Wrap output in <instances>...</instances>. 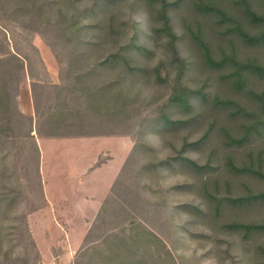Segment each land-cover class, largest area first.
Segmentation results:
<instances>
[{
  "label": "rangeland",
  "instance_id": "1",
  "mask_svg": "<svg viewBox=\"0 0 264 264\" xmlns=\"http://www.w3.org/2000/svg\"><path fill=\"white\" fill-rule=\"evenodd\" d=\"M235 1L0 0V264H264V229L230 227H264V76H230L232 60L264 66V41L222 22L260 32ZM49 136L120 138L95 215L47 202Z\"/></svg>",
  "mask_w": 264,
  "mask_h": 264
},
{
  "label": "crops",
  "instance_id": "2",
  "mask_svg": "<svg viewBox=\"0 0 264 264\" xmlns=\"http://www.w3.org/2000/svg\"><path fill=\"white\" fill-rule=\"evenodd\" d=\"M35 48L45 67L47 51ZM26 79L27 84L18 91L17 101L22 108L26 107L21 114L34 119V112L30 111V105L34 110L31 81ZM39 148L47 202L57 206L65 203L73 206L72 210L82 206L81 211L85 206L88 211L92 210V215L99 211L128 154L126 149L122 150L120 138L115 136H49L41 139ZM58 226L64 227L62 223Z\"/></svg>",
  "mask_w": 264,
  "mask_h": 264
},
{
  "label": "trees",
  "instance_id": "3",
  "mask_svg": "<svg viewBox=\"0 0 264 264\" xmlns=\"http://www.w3.org/2000/svg\"><path fill=\"white\" fill-rule=\"evenodd\" d=\"M236 5L239 8V11H241V13L243 14L244 18L250 22L251 24H255L258 25L260 28V32L255 34V35H249L248 33H246L242 27H241V23L239 22V20H233L232 17L228 16L226 13H224L223 11H219L217 12V15H219V17H221L222 22H227L230 21L231 23H233L234 25L231 26V29L233 32L236 33V35L243 40V42L249 44V45H255L258 44L259 42L264 41V15H258L257 13H255L251 7L250 4L247 0H237L235 1ZM214 5L211 2H207L204 9H201L200 11H204V13H212L214 11ZM10 53V52H9ZM13 58V60H15V62L17 63V71L21 73V70L24 71V59H22L20 56L17 55H13L11 56ZM204 57L205 60L207 61V63L210 66H214V67H220L222 65H224L225 63H227V58L223 57L222 59H220L219 61H214L210 54L205 52L204 53ZM234 58V57H232ZM42 66L43 63L40 60ZM232 67H233V72L230 74V76H234L235 78H239L241 77L243 72H250L253 74H257L259 76H264V66H255V65H251L249 63H239L237 61L232 60V62H230ZM237 80L234 81V83ZM52 87H57L56 85H51ZM32 100H33V104H34V109L36 111L37 114V106L35 104L36 102V97L34 94V90L32 89ZM52 115H57V110L54 107L52 109ZM19 114L21 115V117H24L20 112ZM27 119V118H26ZM29 134H31L33 132V129H29ZM235 169V168H234ZM238 171V170H237ZM237 201L242 202L244 201L243 199H238ZM230 227L233 228H243L246 232L251 231L252 229H264L263 226L260 225H242V224H237V225H231Z\"/></svg>",
  "mask_w": 264,
  "mask_h": 264
}]
</instances>
